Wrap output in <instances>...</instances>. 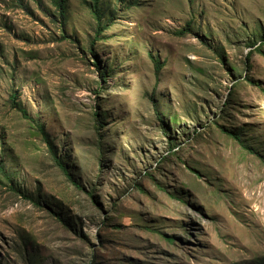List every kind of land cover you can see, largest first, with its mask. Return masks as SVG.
<instances>
[{
	"label": "rangeland",
	"instance_id": "obj_1",
	"mask_svg": "<svg viewBox=\"0 0 264 264\" xmlns=\"http://www.w3.org/2000/svg\"><path fill=\"white\" fill-rule=\"evenodd\" d=\"M93 1L0 0V264H264V0Z\"/></svg>",
	"mask_w": 264,
	"mask_h": 264
},
{
	"label": "trees",
	"instance_id": "obj_2",
	"mask_svg": "<svg viewBox=\"0 0 264 264\" xmlns=\"http://www.w3.org/2000/svg\"><path fill=\"white\" fill-rule=\"evenodd\" d=\"M102 0H94L93 1V11H94V16L95 18L98 20V27H99V31H101L102 29V26H101V11H99V4ZM120 1H124V0H120ZM65 2L66 0H51V3L54 5V8H56L59 12H60V15L62 17L65 16ZM159 69V68H158ZM13 98H15V96H13ZM21 113L27 117V113L26 111L22 110ZM58 165L60 166V168L65 172V170L63 169L62 167V164L61 163H58Z\"/></svg>",
	"mask_w": 264,
	"mask_h": 264
}]
</instances>
